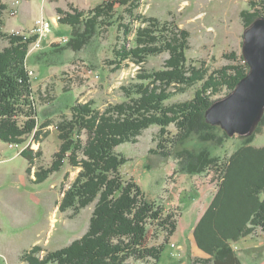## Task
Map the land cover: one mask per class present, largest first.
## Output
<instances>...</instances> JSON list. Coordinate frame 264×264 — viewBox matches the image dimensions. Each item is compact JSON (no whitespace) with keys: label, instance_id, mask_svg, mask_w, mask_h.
<instances>
[{"label":"trees","instance_id":"trees-1","mask_svg":"<svg viewBox=\"0 0 264 264\" xmlns=\"http://www.w3.org/2000/svg\"><path fill=\"white\" fill-rule=\"evenodd\" d=\"M139 3L108 0L87 10L59 8L58 21L71 27L68 41L52 43L37 58L53 60L65 50L81 51L102 26L112 25L117 5L127 6V12L133 15ZM260 4L261 10L257 8ZM249 5V9L240 12L245 28L264 17V0H250ZM6 9L0 0V37L9 40V45L0 50V140L19 146L30 135L37 142L44 136L47 138L50 123L39 124L27 64L30 47L38 42L39 36L7 34L2 17ZM149 22L147 28L137 31L131 48L123 45L116 50L117 60L113 63L118 68L127 59L141 64L149 55L167 51L170 56L163 68L137 75L139 83L123 87L126 100L110 104L104 110L96 108L93 101L77 102L72 107V117L56 124L61 145L49 167L33 171L32 164L39 155L33 145L20 151L29 162L28 174L37 183L62 170L66 160L79 168L63 192L61 210H80L95 202L89 228L81 238L42 257V248L35 246L21 257L26 264H128L131 259H153L157 264L168 236L177 228V220L172 212L164 214L162 205L149 198L134 178L122 174L121 167L128 159L116 151L125 142H138L142 132L152 125L160 127V152L174 156L178 170L191 174L217 171L216 192L193 230L198 248L210 256L212 264H244L233 243L252 235L256 228L264 231V145H254L255 137L247 136L234 152L219 157L210 147L197 149L192 144L212 142L216 147L229 138L221 127L206 121L205 113L214 102L212 96L223 88L230 92L236 89L250 66L241 55L234 56L235 64L211 72L203 67H189L186 64L189 31L177 24L161 25L154 19ZM120 27L125 41L128 40L130 24L121 22ZM198 81L203 83L191 100L166 103ZM170 125L176 127L175 135H169ZM263 128L264 117L255 134L262 133ZM158 228L167 231L166 241L152 245L151 230Z\"/></svg>","mask_w":264,"mask_h":264},{"label":"rangeland","instance_id":"rangeland-1","mask_svg":"<svg viewBox=\"0 0 264 264\" xmlns=\"http://www.w3.org/2000/svg\"><path fill=\"white\" fill-rule=\"evenodd\" d=\"M105 1L108 0H2L7 6L2 16L3 30L7 34L21 31L29 35L37 18L50 20L53 28L40 42L31 45L27 57L29 69L34 71L32 81L39 124L49 121L50 134L42 137L41 142L30 135L24 144L14 147L0 140V264H26L21 257L33 247L42 248V257L87 232L95 202L80 210H61L59 206L63 192L73 182L79 168L72 167L66 160L62 170L37 183L34 176L28 174L29 162L20 151L33 145L34 152L39 154L32 164L33 171L49 167L61 145L56 124L72 117V107L77 102L93 101L96 108L104 110L110 104L126 100L123 87L139 83L137 75L163 68L170 56L167 51L149 55L141 64L127 59L118 68L113 63L117 60L116 50L123 45L131 48L137 31L150 25L149 19L161 25L177 24L189 31V49L186 50L189 67H203L211 72L223 65L235 64L234 56L243 54L246 28L240 12L250 8V0H138L140 3L133 15L127 12V6L117 5L112 25L102 26L81 51L65 50L60 58L53 60L37 58L47 52L52 43H61L62 37L70 36L71 27L58 21L59 8L87 10ZM257 8L261 10L262 5ZM121 22L130 24L131 32L126 41ZM8 45V37H0V50ZM202 83L195 82L166 103L191 100ZM229 92L223 88L212 99H221ZM159 129L158 125H152L142 132L138 142H125L116 147V151L128 159L121 167L122 174L134 178L149 198L162 205L164 214L172 212L177 220V228L168 236L157 264H212L210 256L198 248L193 230L216 192L217 171L210 169L202 174H191L178 170L174 156L163 155L158 148ZM168 131L169 135L177 133L174 125H170ZM252 135L254 145H264V128L262 133ZM246 137L229 136L223 145L216 147L212 142L192 144L197 149L210 147L219 157H227ZM167 235L161 228L151 230L150 244L164 243ZM233 245L244 264H264L261 228ZM154 263L153 259L128 261V264Z\"/></svg>","mask_w":264,"mask_h":264},{"label":"water","instance_id":"water-1","mask_svg":"<svg viewBox=\"0 0 264 264\" xmlns=\"http://www.w3.org/2000/svg\"><path fill=\"white\" fill-rule=\"evenodd\" d=\"M243 57L250 66L232 92L217 99L205 118L228 136H250L264 117V17L257 18L244 32Z\"/></svg>","mask_w":264,"mask_h":264},{"label":"built area","instance_id":"built-area-1","mask_svg":"<svg viewBox=\"0 0 264 264\" xmlns=\"http://www.w3.org/2000/svg\"><path fill=\"white\" fill-rule=\"evenodd\" d=\"M53 28V24L50 20L46 19V18H37V21L35 22L34 27L31 29V32L29 35L31 34H37L39 36V40L38 42H40L43 38H45V36L52 30ZM15 33L19 34V35H25L28 36V34L23 33L21 31H16ZM61 43H66L68 41V37H62L61 39ZM30 74H34L33 70H30ZM11 147H14L13 144H10Z\"/></svg>","mask_w":264,"mask_h":264}]
</instances>
